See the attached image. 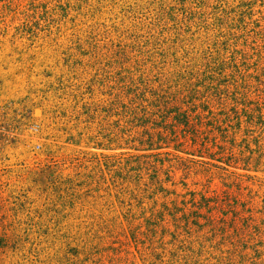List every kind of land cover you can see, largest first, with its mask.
I'll return each instance as SVG.
<instances>
[{
    "label": "rangeland",
    "instance_id": "rangeland-1",
    "mask_svg": "<svg viewBox=\"0 0 264 264\" xmlns=\"http://www.w3.org/2000/svg\"><path fill=\"white\" fill-rule=\"evenodd\" d=\"M0 264H264V0H0Z\"/></svg>",
    "mask_w": 264,
    "mask_h": 264
}]
</instances>
